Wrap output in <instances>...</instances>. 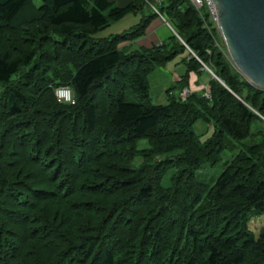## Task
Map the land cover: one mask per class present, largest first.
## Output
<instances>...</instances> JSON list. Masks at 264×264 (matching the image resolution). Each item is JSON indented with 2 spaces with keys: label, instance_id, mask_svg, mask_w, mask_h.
I'll use <instances>...</instances> for the list:
<instances>
[{
  "label": "trees",
  "instance_id": "1",
  "mask_svg": "<svg viewBox=\"0 0 264 264\" xmlns=\"http://www.w3.org/2000/svg\"><path fill=\"white\" fill-rule=\"evenodd\" d=\"M28 2L0 0V264H264V224L249 226L264 212V90L238 73L205 9L162 0L181 42L126 50L153 10L94 34L151 0H39L15 26ZM186 48V77L214 75L207 95L171 86L151 103L148 75Z\"/></svg>",
  "mask_w": 264,
  "mask_h": 264
},
{
  "label": "rangeland",
  "instance_id": "2",
  "mask_svg": "<svg viewBox=\"0 0 264 264\" xmlns=\"http://www.w3.org/2000/svg\"><path fill=\"white\" fill-rule=\"evenodd\" d=\"M39 4V0H29L28 5L24 6L25 10L22 11V13L17 17L16 25L18 26V23L22 22L23 20H26L28 17H30V14L32 13L31 7L34 6L36 8ZM151 4L154 7H158V4L151 0ZM115 5V4H112ZM116 6V5H115ZM152 8L150 6V3L145 2L143 4V7L141 11H138L137 13H127L122 18H120L117 21H111L108 23L107 26L103 27L102 29L98 30L94 36L95 37H108L113 34L121 33L123 31L130 30L135 24H137L140 19L142 18V15H148L151 12ZM24 23V22H23ZM169 23V22H168ZM24 27L21 29L16 28L14 31L10 30L7 34L8 36L15 37L17 35L24 36L26 35L25 32H22L27 26L26 24H22ZM30 26V25H29ZM173 28V27H172ZM174 29V28H173ZM143 35V37H142ZM138 38L128 42H122L118 45V47H121L123 45H126V50H132L134 47H145L149 48L151 46L159 45L160 43H167L170 37H175L178 42L180 41V38L178 36H175L172 31L166 26V24L162 21V19L155 15L150 22L148 23L147 27L144 29L143 33ZM16 37V39H18ZM218 41V40H217ZM181 42V41H180ZM220 43V42H219ZM138 44V45H137ZM187 49L184 50L181 54H177L173 59L166 62L165 64H162L158 67H156L149 75H148V82H149V99L150 102L153 104L157 103H163L165 102V91L167 88L171 87V92L175 96L183 97L184 95L181 94V90L183 88L188 90L189 94L193 91H205L207 90V82L210 78H213L214 76L209 73L206 69L202 68V70L199 73H193L190 71L187 72L186 75V69L185 65L181 61L182 57L187 53ZM188 54V53H187ZM228 56V55H227ZM229 58V57H228ZM230 60V59H229ZM190 74V76H189ZM189 76V78H188ZM186 80V84L182 86L180 89L176 87V85L182 80ZM72 95V94H71ZM95 96V95H94ZM97 99L95 98L97 102V108L99 113L102 112V108L104 107V102L102 103V96L103 94L98 91L96 93ZM124 99L126 101H138V97L135 93L132 91H125L124 92ZM73 98V96H72ZM73 103V102H72ZM101 104L102 107H101ZM203 127V128H202ZM194 131H203L204 134L201 135V140L205 139L206 136L209 135L210 128H207L203 126L201 123L197 122L193 126ZM231 155V152L228 150H222L220 152V160L218 163L212 168L213 172L218 173L222 167V163L225 159L229 158ZM139 159H135V162H138ZM165 178L162 179V181ZM249 226L252 229L253 233L256 235L258 228L264 224V212L261 213L258 216H255L252 218L249 222Z\"/></svg>",
  "mask_w": 264,
  "mask_h": 264
},
{
  "label": "water",
  "instance_id": "3",
  "mask_svg": "<svg viewBox=\"0 0 264 264\" xmlns=\"http://www.w3.org/2000/svg\"><path fill=\"white\" fill-rule=\"evenodd\" d=\"M209 1L230 61L245 80L264 90V0Z\"/></svg>",
  "mask_w": 264,
  "mask_h": 264
},
{
  "label": "built area",
  "instance_id": "4",
  "mask_svg": "<svg viewBox=\"0 0 264 264\" xmlns=\"http://www.w3.org/2000/svg\"><path fill=\"white\" fill-rule=\"evenodd\" d=\"M154 1L157 4H159L162 0H154ZM187 2H189L190 5L193 6L196 10H199L203 7L205 9L207 19L209 20V22H211L213 24V26L216 27L215 9H214L213 4L209 0H187ZM150 6H151L152 10L162 19V21L166 24V26L172 31V33L175 36H177L176 33L174 32L173 28L171 27V25L168 23V21L161 14H159L156 7H154L152 4H150ZM202 67L204 69H206L209 73L212 74V72L209 71L206 66L203 65ZM187 93H188L187 89L183 88L181 90V94H183L184 96L187 95ZM54 95L58 101H61L63 103H72L73 102L71 91L66 86H59V87L55 88L54 89ZM204 95H207V90L205 91Z\"/></svg>",
  "mask_w": 264,
  "mask_h": 264
},
{
  "label": "crops",
  "instance_id": "5",
  "mask_svg": "<svg viewBox=\"0 0 264 264\" xmlns=\"http://www.w3.org/2000/svg\"><path fill=\"white\" fill-rule=\"evenodd\" d=\"M108 1L111 2L112 4H115L116 6H123L131 0H108ZM142 37H143V35H142ZM190 74H191V72H190ZM190 74H189V76H190ZM189 76H188V78H189Z\"/></svg>",
  "mask_w": 264,
  "mask_h": 264
}]
</instances>
